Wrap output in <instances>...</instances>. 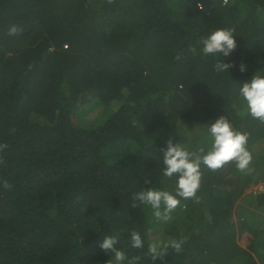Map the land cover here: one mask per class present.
Returning <instances> with one entry per match:
<instances>
[{"label":"trees","instance_id":"trees-1","mask_svg":"<svg viewBox=\"0 0 264 264\" xmlns=\"http://www.w3.org/2000/svg\"><path fill=\"white\" fill-rule=\"evenodd\" d=\"M218 29L238 42L227 72L200 52ZM257 72L264 0H0V264H109L105 235L124 264H264V192H245L264 182V122L239 96ZM220 116L249 134L250 170L202 166L167 221L133 207L141 190L175 193L162 150L206 151ZM169 240L182 250L153 262L149 245Z\"/></svg>","mask_w":264,"mask_h":264},{"label":"clouds","instance_id":"clouds-1","mask_svg":"<svg viewBox=\"0 0 264 264\" xmlns=\"http://www.w3.org/2000/svg\"><path fill=\"white\" fill-rule=\"evenodd\" d=\"M197 7L203 11L204 5L198 3ZM17 29L13 27L10 34H15ZM202 47L200 52L204 56H222L224 59L215 64L217 72H227L234 67L233 62H228L226 58L232 56L238 47V42L233 31L230 29H218L200 41ZM195 53L196 49L193 48ZM241 73L247 71L244 63L240 64ZM241 101L246 105L247 112L255 119L264 122V72L253 74L250 80L241 84L239 89ZM208 137L210 146L205 151L201 148L199 152L189 151L178 142L169 140L164 148L163 176L171 178L176 176L175 193L157 189L147 188L133 195V207L143 205L150 207L153 215L158 220L167 221L171 218V213L180 204L179 197L192 198L197 194L201 186L202 166L212 170L221 169L229 162H235L236 168L245 172L250 170L253 160L247 144L249 134L236 130L230 120L225 116H220L208 126ZM9 185L5 184V187ZM131 247L142 248L144 241L139 232H131ZM119 241L114 235H105L99 247L106 253L111 254L109 264H124L126 255L123 250L117 247ZM183 241L169 240L156 241L149 245V254L153 262L158 260L169 247L175 251L182 250Z\"/></svg>","mask_w":264,"mask_h":264},{"label":"rangeland","instance_id":"rangeland-1","mask_svg":"<svg viewBox=\"0 0 264 264\" xmlns=\"http://www.w3.org/2000/svg\"><path fill=\"white\" fill-rule=\"evenodd\" d=\"M99 112H100V108L96 109V110H92L90 111V113H88V117L90 119H95L97 115H99ZM264 192V182H258V183H252L246 190L245 192ZM258 223H260V220L258 218V220H256ZM261 226L263 227V223L261 224ZM248 233H245L242 235V237L240 238V243L243 245V246H247L248 243H249V240H248ZM251 238H253L252 234H251Z\"/></svg>","mask_w":264,"mask_h":264}]
</instances>
